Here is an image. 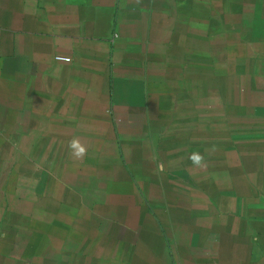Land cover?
<instances>
[{"label":"crops","instance_id":"1","mask_svg":"<svg viewBox=\"0 0 264 264\" xmlns=\"http://www.w3.org/2000/svg\"><path fill=\"white\" fill-rule=\"evenodd\" d=\"M38 260L264 264V0H0V264Z\"/></svg>","mask_w":264,"mask_h":264},{"label":"clouds","instance_id":"2","mask_svg":"<svg viewBox=\"0 0 264 264\" xmlns=\"http://www.w3.org/2000/svg\"><path fill=\"white\" fill-rule=\"evenodd\" d=\"M69 149L75 159H82L87 154V148L81 143L78 137H73L69 141ZM189 159L197 166L203 162V157L199 153H192Z\"/></svg>","mask_w":264,"mask_h":264},{"label":"built area","instance_id":"3","mask_svg":"<svg viewBox=\"0 0 264 264\" xmlns=\"http://www.w3.org/2000/svg\"><path fill=\"white\" fill-rule=\"evenodd\" d=\"M60 60H64V61H67V62H70L72 59L71 57H63V56H60L58 57Z\"/></svg>","mask_w":264,"mask_h":264},{"label":"rangeland","instance_id":"4","mask_svg":"<svg viewBox=\"0 0 264 264\" xmlns=\"http://www.w3.org/2000/svg\"><path fill=\"white\" fill-rule=\"evenodd\" d=\"M41 262H42L41 260H38V261H37L38 264L41 263Z\"/></svg>","mask_w":264,"mask_h":264}]
</instances>
